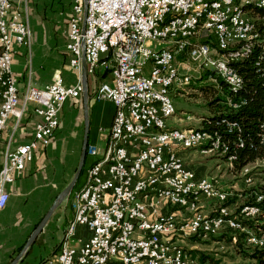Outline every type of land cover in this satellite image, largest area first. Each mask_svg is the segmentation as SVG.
<instances>
[{
  "label": "built area",
  "instance_id": "built-area-1",
  "mask_svg": "<svg viewBox=\"0 0 264 264\" xmlns=\"http://www.w3.org/2000/svg\"><path fill=\"white\" fill-rule=\"evenodd\" d=\"M240 1H73L65 44L70 66L79 68L83 57L88 72L94 73L98 66L108 70L110 81L99 83L94 99L111 102L115 112L110 127L101 129L106 134L103 149L87 147L86 153L96 158L86 173L90 191L74 193L67 242L59 246L49 264H203L180 243L189 236L203 240L220 233L222 225H229V218H243V227L231 226L232 240L239 247H264V232L244 231L246 220L264 218V179L258 186L255 175L244 168L242 187H256L251 195L255 205L227 204L234 197V187L194 172L178 153L179 149L224 153L227 147L220 137L204 130L202 136H195L199 128L169 127L164 118L165 110L175 109L170 94L191 81L182 72L186 65L178 62L182 51H189V60L198 68L226 78L229 90L241 86L232 63L249 54L257 37L255 21L264 23V0L259 18H253L256 11H245L242 20H234V8ZM175 11L185 12V19H175ZM224 20H232V28H222ZM218 29L231 35V44L218 41ZM260 42L264 46V37ZM30 45L26 10L13 8L10 0H0V59L11 67L14 46ZM17 83L13 71L11 79H4L0 101L9 99V108L0 110V149L8 119L14 118L18 126L27 104H34L39 120L28 142L5 146L0 157V210L9 199L7 186L22 174L38 146L52 139L63 103L82 92L80 83L70 86L55 77L41 87L28 84L21 102ZM121 102H130V110L117 116ZM139 106L154 112L153 130H146L145 118L137 114ZM157 127H164V134H157ZM115 133H123L119 155L107 173L93 175L96 160L103 157L106 142L115 140ZM231 159L228 157L229 165ZM163 205L175 210L163 213L158 210ZM205 206L210 207L209 213L204 212ZM212 213H221V220H212ZM78 226L90 235L73 247L68 238Z\"/></svg>",
  "mask_w": 264,
  "mask_h": 264
},
{
  "label": "crops",
  "instance_id": "crops-1",
  "mask_svg": "<svg viewBox=\"0 0 264 264\" xmlns=\"http://www.w3.org/2000/svg\"><path fill=\"white\" fill-rule=\"evenodd\" d=\"M10 1L13 8L26 10L31 34L29 48L14 46L10 67L17 78L21 102L28 84L41 87L53 78L61 77L67 85H82L80 96L68 98L63 103L59 111V124L50 142L38 146L22 174L7 186L9 199L0 210V264H49L67 238L65 233L74 216L72 197L86 182L87 165L84 176L79 179V174L69 194L59 203H56L57 199L76 175L85 137L87 135L88 143L90 129L95 135L93 145L100 151L103 149L106 134L101 129L110 127L115 108L109 101L94 99L99 83L110 81L105 67L98 66L94 73H90L86 66L84 71L83 57L79 68L70 66L71 56L65 50V44L74 0ZM80 1L85 4L86 0ZM33 109L34 104L26 105L18 126H15L14 118L8 119L2 133L0 157L5 146L14 147L32 138L39 120ZM95 159L86 153L82 168L86 160ZM51 208L53 210L48 215ZM158 210L166 213L175 208L163 205ZM204 212L209 213L210 207L205 206ZM47 215L39 232L30 240ZM89 235L85 227L79 226L74 236L68 238V243L79 247Z\"/></svg>",
  "mask_w": 264,
  "mask_h": 264
},
{
  "label": "trees",
  "instance_id": "trees-1",
  "mask_svg": "<svg viewBox=\"0 0 264 264\" xmlns=\"http://www.w3.org/2000/svg\"><path fill=\"white\" fill-rule=\"evenodd\" d=\"M255 24L257 37L253 40L249 54L232 63L242 78L241 86L231 91L225 81L215 72L208 70L204 72L203 77L211 78L212 82L199 86L207 112L201 116L198 128L207 131L212 136L217 134L220 137L221 144H224L227 149L224 153L219 152L220 150L218 153L226 162L228 157H232L228 172L235 176L241 174L248 165L256 161H264V46L260 42L264 37V23L255 21ZM232 104H236V107ZM223 120L225 122H222ZM226 122L231 125L228 126ZM94 143L95 135L90 129L87 147ZM94 161L86 160L79 179L84 176L85 170ZM255 189L256 187H248L236 190L235 196L227 204L236 203L238 207L248 204ZM244 223L247 228L264 232L263 217L246 220ZM209 238H215L217 241L226 240L227 244L232 245V232L228 230L209 236ZM199 242L203 241L199 239ZM232 248L244 259L251 260L255 264H264V247L243 249L235 244ZM203 259L202 263H205ZM213 264H218V262L213 261Z\"/></svg>",
  "mask_w": 264,
  "mask_h": 264
},
{
  "label": "rangeland",
  "instance_id": "rangeland-1",
  "mask_svg": "<svg viewBox=\"0 0 264 264\" xmlns=\"http://www.w3.org/2000/svg\"><path fill=\"white\" fill-rule=\"evenodd\" d=\"M256 11L253 18H259L262 14ZM165 45V44H163ZM178 62L184 63L186 66L182 70L183 73L189 74L191 77L190 83L181 90L174 91L170 94L173 105L175 107L174 114L170 116L166 123L169 127L176 128H198L201 122V116L206 114L205 100L199 91V86L210 84L211 78H205L204 72L206 69L198 68V66L189 60L186 53L181 54ZM209 71V70H208ZM202 80V81H201ZM180 158L185 165L200 175L207 178H216L230 187H234V196L236 190L244 189L241 183V175H233L228 172L229 164L222 155L217 151L209 153H201L199 149H180ZM251 174L256 177V184H261L264 179V161H256L246 167ZM79 227V226H78ZM200 237L189 236L184 238L181 246L193 258H197L201 262L202 259L206 264H255L251 260L244 259L241 254L232 248L236 240H232V245L227 244V241H217L215 238L203 239L199 242ZM199 242V244H197Z\"/></svg>",
  "mask_w": 264,
  "mask_h": 264
},
{
  "label": "bare ground",
  "instance_id": "bare-ground-1",
  "mask_svg": "<svg viewBox=\"0 0 264 264\" xmlns=\"http://www.w3.org/2000/svg\"><path fill=\"white\" fill-rule=\"evenodd\" d=\"M261 0H243L238 3V6L234 8V20H242L245 11L259 10ZM175 19H185V12L175 11ZM222 28H232V20L222 21ZM218 41L224 44H231V35L226 32L225 29H218ZM186 53L189 57V51H182L181 54ZM12 72L10 66H6V60L0 59V98L3 90L4 79H11ZM237 78L242 79L237 73ZM228 86V80L221 78ZM240 86L231 87V91L237 90ZM236 107V104H232ZM9 108V99H2L0 101V110ZM126 110H130V102H121L117 106V116H124ZM174 109H167L164 111V118H169L174 114ZM137 114L141 118H145L146 130L154 129V112H149L147 106L137 107ZM157 134H164V127H157ZM195 136H202L201 129H195ZM118 142H123V133H115V140H108L106 142V149L103 157L96 160V168H93V175H100L107 173V167L116 159L119 155ZM85 191H90V184H84V186L75 192V194H83ZM248 205H255V198H252ZM212 220H221V213H212ZM243 218H229V225H222V231H231V226L243 227ZM245 232H257L253 229L244 226ZM261 232V231H258ZM67 242V238L63 240L61 246H64Z\"/></svg>",
  "mask_w": 264,
  "mask_h": 264
},
{
  "label": "water",
  "instance_id": "water-1",
  "mask_svg": "<svg viewBox=\"0 0 264 264\" xmlns=\"http://www.w3.org/2000/svg\"><path fill=\"white\" fill-rule=\"evenodd\" d=\"M83 30H84V27H83ZM82 63H83V69L84 71L86 70V64H85V60L84 58L82 59ZM86 147H87V135L85 137V141H84V144H83V148H82V155H81V160H80V164H79V167H78V170L76 172V175L74 177V179L72 180V182L68 185V187L60 194V196L58 197L57 199V202L56 203H59L61 202L66 195L69 194V192L71 191L76 179L78 178L79 174H80V171H81V168H82V164H83V161H84V158H85V155H86ZM55 203V205H56ZM54 205V206H55ZM53 206V208H54ZM53 208H51L50 212L48 213V215L51 214V211L53 210ZM48 215L46 216V218L44 220H42V222H40V224L37 226V228L35 229V231L32 233L31 235V238L30 240L35 237V235L39 232V230L41 229V227L43 226L45 220L47 219ZM29 240V241H30Z\"/></svg>",
  "mask_w": 264,
  "mask_h": 264
}]
</instances>
